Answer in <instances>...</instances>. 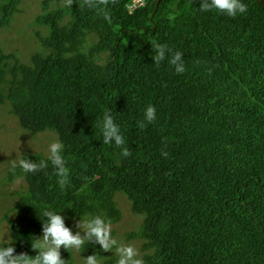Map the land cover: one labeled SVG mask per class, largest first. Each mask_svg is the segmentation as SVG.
<instances>
[{
  "label": "trees",
  "instance_id": "trees-1",
  "mask_svg": "<svg viewBox=\"0 0 264 264\" xmlns=\"http://www.w3.org/2000/svg\"><path fill=\"white\" fill-rule=\"evenodd\" d=\"M128 1L102 0L111 23L84 0L39 15L46 53L30 64L0 50V104L31 135L55 132L69 167L63 189L51 165L9 176L25 181L16 220L6 214L14 254L35 255L45 208L66 225L84 213L116 222L122 193L141 217L127 237L141 241L144 264H264V0H243L248 10L236 17L200 12V0H148L133 12ZM19 2L0 7V27ZM157 43L182 52L183 74L167 58L153 63ZM149 104L156 119L140 128ZM105 112L128 157L101 143ZM80 250L104 256L99 245ZM60 252L73 264V249Z\"/></svg>",
  "mask_w": 264,
  "mask_h": 264
},
{
  "label": "clouds",
  "instance_id": "clouds-1",
  "mask_svg": "<svg viewBox=\"0 0 264 264\" xmlns=\"http://www.w3.org/2000/svg\"><path fill=\"white\" fill-rule=\"evenodd\" d=\"M65 3L70 6L71 0H65ZM101 3L102 0H84L87 8L101 11L103 19L111 23L109 13L99 7ZM198 8L200 12L216 10L228 17L245 14L248 10L243 0H200ZM166 58L167 63L173 67L175 73L183 74L186 71L181 51H173L164 44L152 45L153 63L159 65ZM155 119L156 109L149 104L143 109V120L139 122V127L143 128L145 123H152ZM98 126L102 135L101 143L119 148L122 157L130 155L129 148L125 146V138L120 126L114 121L110 112L103 114ZM63 153L64 144L62 140L54 134H49L46 158L40 160L35 158L33 161L21 154L17 156L16 153L14 159L8 160V171L16 176L17 169H19L20 174H27L35 173L51 165L57 177V183L63 189L69 179L68 161ZM161 155L166 157L168 154L162 151ZM42 215L44 218L40 220L42 234L38 237L33 236L34 240L31 241V249L35 250V255L14 254L12 245L16 238H10L9 235L5 234L2 237L5 243L0 244V264H65L66 259L61 256V247L66 251L68 249L78 251L82 246L89 243L99 245L101 251H111L115 257L114 264H144L138 249L132 243H123L117 240L112 233L110 221L101 213L81 214L78 220L73 218L75 220L73 225H66L67 217L63 216L61 212L45 208ZM82 264H101L99 255L94 252L82 257Z\"/></svg>",
  "mask_w": 264,
  "mask_h": 264
},
{
  "label": "rangeland",
  "instance_id": "rangeland-1",
  "mask_svg": "<svg viewBox=\"0 0 264 264\" xmlns=\"http://www.w3.org/2000/svg\"><path fill=\"white\" fill-rule=\"evenodd\" d=\"M7 1L0 0V7ZM43 1L20 0L8 24L0 27V50L3 53H12L20 62L26 64L32 63L34 54L46 53V49L42 44V37L47 36L48 28L37 22L36 18L47 10L59 6L65 8L68 4L65 3V0H50L48 7L45 9ZM2 15L3 11L0 9V18ZM68 17V15H65L64 19ZM89 38L90 43L94 42V34H90ZM9 109V105L0 104V242H5L2 239L3 235L7 234L10 237V223L6 218V214L8 213L13 221L16 220L14 211L10 209L17 199L15 191L22 190L25 185V181L21 178L9 179L11 174L8 171V160L14 159L16 153L17 156L21 154L22 156L42 155L46 157L49 134L57 136L53 131L31 135L19 126L16 117L10 113ZM31 137L33 138L31 139ZM115 200L117 207L121 210V217L116 222H110L112 233L118 241L132 243L138 249L141 257V241L127 237V233L138 228L141 217L132 211L131 203L124 194L116 193ZM75 219L78 220L79 217ZM70 223L73 225L75 220H71ZM73 253V264H82V257L84 256L81 250L73 249ZM112 256L111 251H104V258ZM103 257L100 258L101 263Z\"/></svg>",
  "mask_w": 264,
  "mask_h": 264
},
{
  "label": "built area",
  "instance_id": "built-area-1",
  "mask_svg": "<svg viewBox=\"0 0 264 264\" xmlns=\"http://www.w3.org/2000/svg\"><path fill=\"white\" fill-rule=\"evenodd\" d=\"M148 0H129L125 7L128 10V12H133L134 10L144 7L147 4Z\"/></svg>",
  "mask_w": 264,
  "mask_h": 264
}]
</instances>
